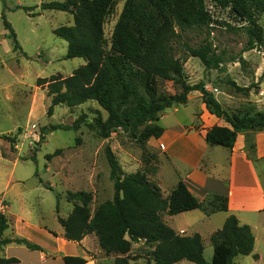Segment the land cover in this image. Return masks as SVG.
<instances>
[{"label":"trees","instance_id":"16d2710c","mask_svg":"<svg viewBox=\"0 0 264 264\" xmlns=\"http://www.w3.org/2000/svg\"><path fill=\"white\" fill-rule=\"evenodd\" d=\"M223 7H230L244 18V27L249 41L246 51L257 45H264V34L256 25L257 12L264 11V0H214ZM117 0H66L44 3V11H60L73 15L74 25L59 27L54 34L68 43L65 59L82 58L86 65L68 78L52 76L39 79V85H47L51 97L48 115L52 116L57 106L76 107L89 101H96L108 114L107 119L95 118L87 122L83 117L72 126L55 125L50 131H79L83 126L95 131L102 139H109L123 130L129 133L143 150V159L149 171L124 174L114 153L107 148L111 175L114 183V199L102 203L92 213V196L87 192H69L67 200L74 208L64 219L58 221L65 231V239L80 243L94 234L100 249L106 257H114L113 264H131L133 244L144 241L153 246V252L146 264H177L188 261L194 264H235L239 257L253 255L256 238L251 226L241 224L235 215H230L223 227L210 238L213 260L207 262L205 246L200 234L179 235L165 221V216H176L193 210H202L207 216L229 211V200L225 196L211 195L199 201L180 181L165 197L161 188L149 180L152 156L147 144L152 138L159 139L164 128L160 124L162 114L177 105H187L189 94L199 92L208 111L223 119L229 127L214 126L206 134L211 146L232 150L238 135L248 131L264 130V112L253 116H236L228 113L222 104L206 88L204 82L190 85L186 80L184 65L186 59L177 55L178 50L188 57L201 60L207 69H219L223 64L208 40L198 47H192L184 40L189 31H203L209 28V17L204 0H126L123 12L116 23L110 52H105L107 41L104 25L114 14ZM29 11L28 8L25 9ZM152 10V11H151ZM154 12V15L152 14ZM5 29L14 42V51L22 52L17 35L11 24L2 15ZM23 53V52H22ZM243 65H246L242 59ZM262 78H264V71ZM158 80L174 81L182 85V93L160 94L156 89ZM230 84L239 93H250L255 87ZM118 92L115 101L114 94ZM15 149L16 138L0 135ZM79 144L82 142L78 139ZM60 151L49 155L58 156ZM35 160V157L33 158ZM59 214V203L56 206ZM9 228L5 215H0V251L17 243L30 250H38L26 239L4 238ZM258 258L257 255H253ZM64 264H87L81 256H64ZM17 258L0 256V264H18Z\"/></svg>","mask_w":264,"mask_h":264},{"label":"rangeland","instance_id":"374dc122","mask_svg":"<svg viewBox=\"0 0 264 264\" xmlns=\"http://www.w3.org/2000/svg\"><path fill=\"white\" fill-rule=\"evenodd\" d=\"M52 1L66 0H0V135L16 138L14 150L8 141L0 139V200H4L8 206L4 215L9 225L3 237L12 240L19 237L39 246L38 250H30L25 245L12 243L0 251L1 257H15L19 260L18 264H64L62 253L73 256L83 254L84 250L75 242L64 247L56 239L55 236L64 231L58 216L66 219L74 208L73 202L67 200L69 192L90 193L93 214L102 203L113 201L115 191L110 178L107 148L114 153L124 174L149 171L142 148L123 130L109 139H102L86 126L79 131H50L55 125L72 126L80 117L87 122L108 117L96 101L76 107L57 106L53 115H48L51 97L47 85H39L38 80L52 76L68 78L86 65L82 58L65 59L68 43L57 37L54 30L73 26L74 17L67 12L42 10L44 3ZM204 1L209 28L189 31L184 34V40L192 47H198L205 39L208 40L215 52L221 54L223 64L219 69H207L200 59L188 57L178 50L177 55L186 59L184 70L188 84L204 82L231 115L253 116L264 112V45H257L254 50L245 52L249 37L244 30L248 25L244 18L214 0ZM117 2L114 14L107 18L104 25L107 41L105 52L111 51L114 29L126 0ZM2 15L15 31L23 53L14 51V42L5 29ZM255 19L258 29L264 34V11L257 12ZM242 59L246 65H243ZM230 81L241 87L252 84L255 87L250 93H239ZM156 89L160 94L182 93V85L174 81L158 80ZM117 96L116 91L115 101ZM190 98L185 107H174L179 110L177 114L170 111L169 120L183 123L197 121L193 108H201L203 100L199 92H192ZM164 115L165 112L161 118ZM196 115L199 114L196 112ZM78 139L82 140L80 144ZM147 148L158 159L149 158L150 168L159 170L156 174L150 171L149 180L155 184L161 181L162 193L165 194L171 186L173 168L164 157L162 161L159 160V154L151 149L149 143ZM57 151H60L58 156L48 159ZM57 203L59 214L56 212ZM19 215H22L23 222L33 227L25 223L17 226ZM252 223L256 236L255 252L261 259L253 255L239 257L235 264H264V216ZM39 225L48 228L52 236L37 229ZM87 243V261L92 264H113L114 257H106L94 234L89 236ZM204 246L205 258L211 263V241L206 239ZM152 252L153 246L144 241L133 244L131 264H146ZM178 264L194 263L182 261Z\"/></svg>","mask_w":264,"mask_h":264},{"label":"crops","instance_id":"0c3cea01","mask_svg":"<svg viewBox=\"0 0 264 264\" xmlns=\"http://www.w3.org/2000/svg\"><path fill=\"white\" fill-rule=\"evenodd\" d=\"M193 109L197 121L190 123L169 120L170 111L177 114L178 108L166 110L160 122L164 128L163 135L159 139L152 138L149 141L151 149L159 154V160L162 161L164 157L173 168L171 186L163 195L167 197L178 183L183 181L199 201H204L211 195L227 197L229 211L207 216L202 210L197 209L176 216L166 215L165 221L179 235L200 234L204 245L206 239L210 241L211 236L223 227L230 215H235L241 224L251 226L254 232L252 222L264 216V130L240 133L232 150L211 146L206 141L207 132L214 126L229 125L211 114L204 103L201 104V108ZM196 112L199 115H196ZM160 182L157 185L161 188ZM161 190L163 191L162 188ZM22 215H19L17 226L25 223L28 227H33L32 224L23 222ZM39 228L43 233L52 236L48 228L42 225L37 226V229ZM89 236L80 243L75 242L84 250L80 256L86 260L85 250ZM55 237L64 247L70 243L65 239V231H60V235ZM255 251L256 244L253 255L260 257ZM64 256L68 255L62 253L61 258ZM87 264L92 263L88 261Z\"/></svg>","mask_w":264,"mask_h":264},{"label":"built area","instance_id":"2783aa9c","mask_svg":"<svg viewBox=\"0 0 264 264\" xmlns=\"http://www.w3.org/2000/svg\"><path fill=\"white\" fill-rule=\"evenodd\" d=\"M7 209H8V206L5 204V201L1 199L0 200V215L6 214Z\"/></svg>","mask_w":264,"mask_h":264}]
</instances>
